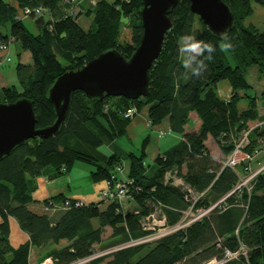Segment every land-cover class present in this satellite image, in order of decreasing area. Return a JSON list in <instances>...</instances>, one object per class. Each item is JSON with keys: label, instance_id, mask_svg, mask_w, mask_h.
I'll return each mask as SVG.
<instances>
[{"label": "trees", "instance_id": "16d2710c", "mask_svg": "<svg viewBox=\"0 0 264 264\" xmlns=\"http://www.w3.org/2000/svg\"><path fill=\"white\" fill-rule=\"evenodd\" d=\"M13 1L0 0V27H8L7 32L0 31V38H12L23 51L30 52L31 64H16L19 86L1 87L0 102L29 99L36 128L50 125L56 118L48 99V89L56 77L109 49L128 58L140 42L141 0H96L94 5H82L79 13L91 17L88 29L77 22V14L65 15L68 4L64 0ZM223 1L233 14V25L226 33L234 50L227 54L220 51V36L190 10L188 0H178L168 11L172 25L148 71L146 96L98 99L75 90L55 135L27 139L0 158V264H29L31 247L41 249V261L51 256L56 264H73L97 253L95 245L111 251L80 264H99L106 259V264H198L222 256L226 250L236 251L241 245L248 249L247 257L228 264H264V169L251 179L249 189H235L237 170L242 167L225 166L226 159H214L205 144L210 136L227 157L241 133L249 128L248 122L264 120L257 104L259 101L264 109V87L259 92L253 90L251 77H247L248 69L256 67L259 78L264 79V29L244 23L253 13L252 2L264 6V0ZM27 5H42L50 13L49 18L29 15L36 20L37 33L16 17ZM186 34L216 47L212 61H205L208 67L200 78H189L190 73L181 66L179 46ZM221 80L231 86L228 100L216 92ZM242 99H247L246 107L240 106ZM132 105L138 112L146 107L151 126L168 118L170 130L182 137L157 154L152 164L145 161L149 135L143 137L138 151H122L118 146L110 153L100 149L126 133L132 119L123 113ZM191 111L197 114L200 126L185 132ZM263 127L264 122L249 132V143L243 148L246 154L252 156L257 145L264 143ZM77 161L92 165L90 180L103 182L104 187L115 166L124 164L125 177L130 180L127 194L136 209L117 211L120 203L102 199L78 205V199L59 193L41 201L43 212L32 210L29 204L34 202L35 179L43 175L57 178ZM169 172L177 174L179 178L174 179H182V185L167 178ZM221 198L209 213L181 229L155 241L125 245L151 233L141 229L139 220L158 203L163 205L161 213L171 226L192 204L206 208ZM55 203L63 207L53 209ZM50 212L58 213L53 217ZM9 216L29 236L17 247L9 240ZM105 227L111 229L108 240L102 237Z\"/></svg>", "mask_w": 264, "mask_h": 264}, {"label": "water", "instance_id": "95a60500", "mask_svg": "<svg viewBox=\"0 0 264 264\" xmlns=\"http://www.w3.org/2000/svg\"><path fill=\"white\" fill-rule=\"evenodd\" d=\"M178 0H141L138 10L142 26L140 42L126 58L115 49L106 50L77 69L61 73L48 89L56 118L50 125L36 128L32 102L23 97L0 102V158L34 137L55 135L64 121L73 91L81 90L88 98L123 96L137 99L149 90L148 71L157 59L165 32L172 23L168 11ZM190 10L199 15L215 35L227 32L233 25V14L223 0H188Z\"/></svg>", "mask_w": 264, "mask_h": 264}, {"label": "rangeland", "instance_id": "374dc122", "mask_svg": "<svg viewBox=\"0 0 264 264\" xmlns=\"http://www.w3.org/2000/svg\"><path fill=\"white\" fill-rule=\"evenodd\" d=\"M4 1L10 2V3L14 2L13 0H4ZM107 1H113V0H107ZM87 4H90V3L88 2ZM252 6H253V13L250 16L245 18L244 23L245 24L252 23L255 26H257L259 28V30H263L264 29V6L261 4H258L256 2H252ZM45 16H46V18H49L48 15H45ZM21 20L23 21V23L26 25V27L30 31L36 32L37 24H36V20L34 17H26V16L21 15ZM77 22L83 28L88 29L90 24H91V17L87 16L83 13L82 15H80L78 17ZM7 30H8V27H5V28L0 27L1 32L5 33V32H7ZM11 44H12L11 45V61L9 63H10V69L14 73L16 64L19 62L18 54L23 53V50L20 48V45L17 42L13 41ZM14 49L17 50L16 53L14 52ZM249 80H251V82H252L251 78H249ZM13 82H17L16 76H15V79ZM241 101L242 102L240 103V106L246 107L247 99H242ZM259 104H261V103L259 102ZM145 108L146 107L143 108L141 113H144L146 111ZM194 122H195V120H193V118L189 119V126L191 128H192ZM261 124L258 123L257 121H250V122H248L247 125L252 130L253 127H256V126L261 125ZM132 131L133 132L128 131L124 135L118 137L115 140V142H111V143L102 145L100 147V149L105 153H110V152H112V149L109 146L111 144H113L115 146H118V148H120L121 150L124 149L126 151H138L139 144H140L141 140L143 139V137L147 134H150L151 138H150V143L147 147L145 161L147 162V164H152L153 158L157 154V152L158 151L162 152L163 150H165L166 148H168L169 146L174 144L175 139L173 138V136L178 135L177 133H168V134H165L164 136L163 135L159 136L157 133L154 132L153 128H151V127L145 128L143 121L136 123L134 126V130H132ZM263 131H264V127H263ZM132 133H133V135H132ZM248 138H249V133H248ZM206 145H207L209 152L212 155V157L214 159H216L217 161H223L227 158V159H229V161H234V160L237 161L234 164V166L237 169L239 168V166L242 167L241 169L237 170V173L239 174V177H240L239 178V185H240L239 190L241 187H246L247 189H249L251 179L257 173H259L261 170L264 169V143L258 144L257 150L249 158H247L245 156L246 152H244V151H242L241 153H237V154L230 153L227 157L224 156L222 154V152L220 151L217 143L210 136H208V138L206 139ZM124 150H122V151H124ZM241 162H243L242 165H241ZM92 168H93V166L90 164L77 161L74 163V165L72 166L70 171L67 172L66 174L70 173V175L72 176V178L74 180L73 184L82 186L83 188H88L91 186V183H92L90 181V178H89V173L92 170ZM124 176H125V173H124ZM176 177H177V174H175L174 172H169L167 174V178L173 180L172 182L175 185H179V186L182 185V183H183L182 179L181 180L180 179H174ZM202 195H203V193L200 194L199 196H202ZM126 199L133 202V199L131 197H128V196L125 197V199L123 200V203H122V210L123 211H128L131 208V205L128 204V202H125ZM195 215L196 214H194L193 217ZM184 221H187V219H184ZM109 232H111L110 228H107V231H104V233L102 235L104 240L105 239L108 240ZM149 241H151V240H149ZM94 249L96 250L97 255L98 254L101 255V253L103 254V252L107 250V249L101 250L102 249L101 245H95ZM38 253L40 255L39 256V260H40L41 259L40 258L41 257L40 250L38 251ZM48 257H51V256H48ZM43 261L44 260H42L40 262V264ZM106 261H107V259L104 260L103 262L99 263V264H106ZM28 263H29V261H28ZM46 263L49 264V262H46ZM83 263H86V261Z\"/></svg>", "mask_w": 264, "mask_h": 264}, {"label": "crops", "instance_id": "0c3cea01", "mask_svg": "<svg viewBox=\"0 0 264 264\" xmlns=\"http://www.w3.org/2000/svg\"><path fill=\"white\" fill-rule=\"evenodd\" d=\"M80 1L81 0H75V2H80ZM87 1L88 0H82L81 1V4L77 7V14L79 13V11H83V9L81 8L82 5H84V6L88 5ZM82 14L83 13H79L77 15V17H79ZM38 31H39V29L37 27V30L34 33H37ZM11 45L12 44H10L8 47V52L10 55H11ZM14 52L16 53L17 50L14 49ZM19 62L22 64H25V65H30L31 64L30 52L23 51V53L19 54ZM15 76H16L17 82H13L15 79ZM247 77H251V79H252L253 90H256L257 92H259L264 87V79L261 80L259 78L258 69L256 67H250L248 69ZM6 85L19 86V82H18L17 75H16V70H14V73L11 71L10 63H5L0 68V88L3 86H6ZM216 92L221 98L228 100L232 94V89H231L229 82L226 80L219 81L217 83V86H216ZM257 104H258L259 114L262 115L264 113V109L261 106V104H259V101L257 102ZM142 110H140L137 114H135L131 118L132 120H131L130 124L128 125L126 132H128V131L133 132L132 130H134L135 124L143 121L145 128H147V127L153 128L154 132L157 133L159 136H162L159 134L160 130L164 131L163 136L165 134H168V133H176L173 131L171 132V130H170L171 128L169 125L168 118L164 119L159 125L151 126L148 119H147V109L144 113H141ZM191 118H193V120H195V122H194L192 128L189 126V122L187 124H185L184 125L185 132L197 130L198 127L200 126V120L194 111H191L189 113V119H191ZM257 122L261 124L264 122V120H260ZM132 135H133V133H132ZM147 135L150 136V134H147ZM150 138H149V142L146 146V152H147V147L150 143ZM173 138L175 139V142H174V144H175L182 137L180 134H178L176 136H173ZM174 144H172V145H174ZM205 144H206V141H205ZM171 146H169V147H171ZM109 147H111L112 150L117 148V146H115L113 144H111ZM168 148H166L162 152L158 151L157 154L163 153ZM176 178H179V177H176ZM73 181L74 180H73L72 176L70 175V173L69 174H66V173L62 174L57 178H49L48 175H43L41 177H37L35 179V189L32 193V198H33L34 202L30 203L29 207L32 210H35L38 212H43V204H41V201H43L44 199L49 198L51 196H54L56 194H59V193H64L66 196L76 198V199L82 201L83 203L96 202V201L101 200L99 198V190L104 187L103 182L93 183L90 180L92 182L91 186L88 188H83L82 186L73 184ZM125 202H128V204L131 205L130 210L136 209V203L134 200L132 202V201H129L128 199H126ZM57 213L58 212H50L49 214L53 217H56ZM8 221H9V228H10L9 240H10V243L12 244L13 247H17L21 243H24V242L29 240L28 234L19 228V225H18V223L14 217L9 216ZM107 228H109V227H105V231H107ZM110 234H111V232H109L108 237L110 236ZM62 243L63 242H61V244ZM39 250L42 253L40 248H36V247L30 248L29 255H28L29 264H40L41 261L39 260V256H40L38 253Z\"/></svg>", "mask_w": 264, "mask_h": 264}, {"label": "built area", "instance_id": "2783aa9c", "mask_svg": "<svg viewBox=\"0 0 264 264\" xmlns=\"http://www.w3.org/2000/svg\"><path fill=\"white\" fill-rule=\"evenodd\" d=\"M68 6L65 9V15H75L77 12V7L79 6V2H75V0H64ZM128 1V0H124ZM90 5H94L96 3V0H88ZM118 7V6H117ZM34 10L35 14L33 15H48L50 17V13L48 9L43 7L42 5H27L24 6L20 11L19 14L16 16L17 18L21 17V15L29 17V12ZM13 41L12 38H8L7 41L0 38V68L5 63H9L11 61V55L8 52V47ZM138 111L134 105L129 106L123 113L124 117L132 118L135 114H137ZM251 131V128L246 129L243 131L240 135V137L237 139L235 148L233 151V154L241 153L242 148L246 146L249 143L248 133ZM164 131H159L160 135H163ZM245 154V153H244ZM247 158H249L250 154H245ZM237 161H225V164L228 165H234ZM124 170L125 166L124 164H117L115 166V173L111 175L110 180H106L105 187L99 190V198L106 201H113L116 200L117 203H120L121 207L118 206L116 208L117 211L122 208V202L125 199V197L128 195V185L130 183V180L127 179L124 176ZM187 191L190 192L189 188H187ZM194 199H197V196L194 197ZM82 201H78V205L82 204ZM218 203V202H217ZM217 203L209 206V207H200V208H194V204H192L188 210L183 212L182 219L174 224V225H168L166 221V217L163 213H161L162 204L158 203L154 210L149 212L148 214L142 216L139 220L141 229L144 231H151L150 234H147L143 237H140L138 239H135L131 242H128L125 245H131L136 244L140 242H145L149 240H153L155 238H159L163 235L169 234L171 232H174L178 229H181L185 226H187L190 222L195 221L197 219H200L201 217L205 216L214 206L217 205ZM67 202H64V205H66ZM63 206H60L58 204H53V209H59ZM196 214L194 217L193 215ZM192 215V216H191ZM192 217V218H191ZM184 219H187V221H184ZM111 250H106L103 252L107 253ZM102 254V253H101ZM248 249L244 246H240V248L236 251H230L226 250L222 256L219 257H211L206 261H202L198 264H228L230 261H233L234 259H237L239 257H247ZM100 254H93L92 256H89L85 259L78 260L77 262L73 264H80L83 262H87L89 259L99 256ZM46 262H49V264H56L55 259L52 257H47L44 259V261L41 264H47Z\"/></svg>", "mask_w": 264, "mask_h": 264}, {"label": "clouds", "instance_id": "9594fccd", "mask_svg": "<svg viewBox=\"0 0 264 264\" xmlns=\"http://www.w3.org/2000/svg\"><path fill=\"white\" fill-rule=\"evenodd\" d=\"M122 21L126 22L124 18ZM219 49L226 54L234 50V45L226 32L220 34ZM215 50L216 47L212 43L198 40L193 35L186 34L181 37L179 46L181 66L186 74L190 73L189 78H200L205 73L208 67L205 61H212Z\"/></svg>", "mask_w": 264, "mask_h": 264}, {"label": "bare ground", "instance_id": "6f19581e", "mask_svg": "<svg viewBox=\"0 0 264 264\" xmlns=\"http://www.w3.org/2000/svg\"><path fill=\"white\" fill-rule=\"evenodd\" d=\"M34 12H35V11H34V10H32V11H30V12H29V14H32V13H33V14H35ZM37 16H38V15H37ZM244 147H245V146H244ZM244 147H243V148H244ZM243 148H242V150H241V151H243ZM233 151H234V150H233ZM233 151H232V153H233ZM227 160H228V159L226 158V160H225V161H227ZM225 161H224V164H225ZM225 166H229V167H231V168L235 169V166H234V165H228V164H225ZM239 178H240V177H239ZM239 187H240V185H239V180H238V184L236 185L235 189H236V188H239ZM199 195H200V194L196 195V196H197V198L199 197ZM127 196H128V195H127ZM127 196H126V197H127ZM222 200H223V198H221L220 200H218V201L214 202L213 204H215V203H217V202H218V203H217V205H218V204L220 203V201H222ZM213 204H211V205H213ZM211 205H210V206H211ZM208 207H209V206H208ZM214 207H215V206H214ZM214 207H213V208H214ZM194 208H200V207H195V206H194ZM213 208H212V209H213ZM135 212H137V211H135ZM208 213H209V212H208ZM147 214H148V213H147ZM145 215H146V214H145ZM190 223H191V222H190ZM156 240H157V239H156ZM154 241H155V240H154Z\"/></svg>", "mask_w": 264, "mask_h": 264}]
</instances>
